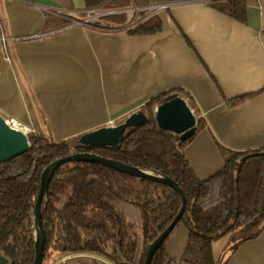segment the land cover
I'll return each mask as SVG.
<instances>
[{"label":"crops","instance_id":"1","mask_svg":"<svg viewBox=\"0 0 264 264\" xmlns=\"http://www.w3.org/2000/svg\"><path fill=\"white\" fill-rule=\"evenodd\" d=\"M162 3L168 6L142 9L141 17L138 11L135 23L160 21L159 30L140 34L127 27L136 5L0 0V115L31 133L69 139L122 122L148 98L175 90L205 124L184 147L199 179L223 168L218 144L264 148V0H245L243 19L212 0H145L141 7ZM107 9H124L126 21L117 29L103 17L98 27L74 23ZM60 19L67 24L60 27ZM188 235L179 224L165 240L174 264H183ZM227 236L233 242L216 253L214 243ZM212 252L219 264H264V228L246 240L225 234ZM43 264L113 263L93 252H54Z\"/></svg>","mask_w":264,"mask_h":264},{"label":"trees","instance_id":"2","mask_svg":"<svg viewBox=\"0 0 264 264\" xmlns=\"http://www.w3.org/2000/svg\"><path fill=\"white\" fill-rule=\"evenodd\" d=\"M85 4L87 9L103 5L141 7L145 0H85ZM212 4L243 19L245 0H212ZM145 13L139 10L140 17ZM126 18L124 12L103 17L118 25ZM67 22L60 19V27ZM159 28V19L151 16L129 31L141 34ZM174 93L178 95L172 90L148 98L140 109L147 115L146 122L128 131L115 146H88L81 144L79 137L54 140L32 132L26 152L0 162V249L11 264L33 263L32 211L42 170L51 161L77 151L155 170L177 182L185 194L186 207L176 226L183 224L189 231L179 260L183 264H219L213 256V241L229 233L243 240L260 233L264 228V148L237 151L218 144L225 159L223 168L207 179H199L184 154L193 136L182 140L162 131L154 117V108ZM204 125L200 119L196 131ZM251 153L255 154L248 156ZM180 206L179 194L167 184L98 163H65L56 170L42 201L44 259L54 252H93L113 264H143L150 242L171 222ZM174 262L164 242L150 264Z\"/></svg>","mask_w":264,"mask_h":264},{"label":"water","instance_id":"3","mask_svg":"<svg viewBox=\"0 0 264 264\" xmlns=\"http://www.w3.org/2000/svg\"><path fill=\"white\" fill-rule=\"evenodd\" d=\"M154 117L157 126L162 131H169L185 140L194 135L196 131V117L186 101L177 94H171L154 109ZM147 120V115L142 110L129 114L122 122L115 125L101 126L81 134L78 141L88 146H115L121 142L128 131L141 126ZM28 135L17 129L0 115V162L10 160L29 149ZM255 153H251L253 155ZM247 157V156H245ZM69 162H90L98 163L120 172H124L139 178H146L167 184L172 187L180 196L181 206L171 222L160 232L149 244L143 264H150L157 250L163 245L166 238L180 221L185 207L186 197L171 177L158 174L155 170H148L137 166L125 164L119 160L104 157L87 151H77L66 156L57 158L47 164L42 170L40 185L32 211L34 222V258L32 264H42L44 259L46 231L42 222V201L48 192L50 181L56 170ZM0 264H11L9 257L1 253Z\"/></svg>","mask_w":264,"mask_h":264},{"label":"built area","instance_id":"4","mask_svg":"<svg viewBox=\"0 0 264 264\" xmlns=\"http://www.w3.org/2000/svg\"><path fill=\"white\" fill-rule=\"evenodd\" d=\"M166 6H168L167 3L156 4L154 6H149V7L148 6H144L143 8L142 7H138V6L131 7L130 10L135 13V17L133 18V20L129 24H127V27H132V26H134L136 24L133 21L136 20V18H137L136 14H138V11L140 9H149V8H160L161 9V8H165ZM124 11H125L124 9L93 10V11H90V13H89L90 16L89 17H87V18H85V19H83L81 21H76L74 23L75 24L79 23V24H83V25H86V26H95L94 22L98 21V19H101L102 17H104L106 15L115 14V13H122ZM96 27H98V26H96ZM117 28H119V25H117ZM5 120L9 123V125L17 128V129H20L18 126H20V127L21 126H25L26 129H27L26 132L23 131V130L22 131L25 132L27 135L29 133H31V131H32L31 128H29L28 126H26V125H24V124H22L20 122L14 121L12 119H5Z\"/></svg>","mask_w":264,"mask_h":264},{"label":"rangeland","instance_id":"5","mask_svg":"<svg viewBox=\"0 0 264 264\" xmlns=\"http://www.w3.org/2000/svg\"><path fill=\"white\" fill-rule=\"evenodd\" d=\"M111 6V5H110ZM110 6H107V5H103V7H108V8H112V7H110ZM101 7V6H100ZM97 9H100V8H98L97 7ZM103 9V8H102ZM133 11H131V14L129 13V15H130V18H132V16H133ZM114 15V14H113ZM105 23H106V25H109L108 27H111V28H114V27H116L118 24H112V22L109 24L107 21H105ZM121 121V119L119 120L118 119V121H117V124L119 123ZM76 138H78V137H75V139ZM77 140V139H76ZM231 239H236V237H233V238H231ZM231 241L232 240H230V237H229V239H228V236L227 237H223L222 239H220V240H218V241H216L215 243H214V250H215V252L216 253H218V251L219 250H222V249H224V248H228L229 247V245L231 244ZM233 242V241H232ZM217 255V254H216Z\"/></svg>","mask_w":264,"mask_h":264},{"label":"bare ground","instance_id":"6","mask_svg":"<svg viewBox=\"0 0 264 264\" xmlns=\"http://www.w3.org/2000/svg\"><path fill=\"white\" fill-rule=\"evenodd\" d=\"M16 125H17V124H16ZM17 126H18V125H17ZM18 127H19L21 130L25 131V132H26V130H27L25 126H21V127L18 126Z\"/></svg>","mask_w":264,"mask_h":264}]
</instances>
